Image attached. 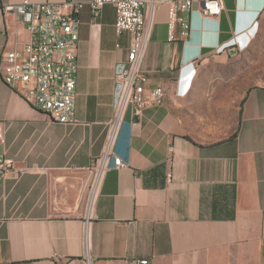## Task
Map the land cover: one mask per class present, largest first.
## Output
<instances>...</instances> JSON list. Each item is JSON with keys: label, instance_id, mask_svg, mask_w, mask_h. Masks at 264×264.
<instances>
[{"label": "crops", "instance_id": "1", "mask_svg": "<svg viewBox=\"0 0 264 264\" xmlns=\"http://www.w3.org/2000/svg\"><path fill=\"white\" fill-rule=\"evenodd\" d=\"M21 1L0 0V264H264V85H246L264 0H224L218 18L196 7L185 43L169 41V5L154 12L143 70L165 103L128 108L114 144L125 167L111 162L92 208L91 167L116 117L130 36L116 33L113 5L94 18L91 0H74L85 3L78 122L60 124L1 77L3 56L31 40L2 10Z\"/></svg>", "mask_w": 264, "mask_h": 264}, {"label": "built area", "instance_id": "2", "mask_svg": "<svg viewBox=\"0 0 264 264\" xmlns=\"http://www.w3.org/2000/svg\"><path fill=\"white\" fill-rule=\"evenodd\" d=\"M116 9L115 29L119 36H130L128 65L116 80L122 86L115 120L111 126L103 155L91 171L94 174L88 196L92 208L111 162L118 168L125 167L115 156L114 144L128 108L140 116L147 108L165 103L166 91L148 87V77L143 62L151 39L154 12L162 5H169V41L188 42L191 35L190 15L196 10L204 18H218L224 9V0H91L88 5L94 18L101 16L105 5ZM85 3L66 0L62 4H35L22 0L19 4L4 5L6 13L17 14L28 25L31 40L23 51L6 53L2 58L1 77L11 86H19L25 99L37 110L53 116L60 124H76V84L78 70L79 22L77 16ZM150 14L145 16L144 9ZM146 88V100L137 101V89ZM155 94H162V102H155ZM5 162L0 158V172ZM86 264H92L87 256ZM127 264H145L140 259H130Z\"/></svg>", "mask_w": 264, "mask_h": 264}, {"label": "rangeland", "instance_id": "3", "mask_svg": "<svg viewBox=\"0 0 264 264\" xmlns=\"http://www.w3.org/2000/svg\"><path fill=\"white\" fill-rule=\"evenodd\" d=\"M258 50L261 52V56L256 58H246L247 73H246V85H264V26L262 27L261 38L258 45ZM251 61V62H249Z\"/></svg>", "mask_w": 264, "mask_h": 264}, {"label": "bare ground", "instance_id": "4", "mask_svg": "<svg viewBox=\"0 0 264 264\" xmlns=\"http://www.w3.org/2000/svg\"><path fill=\"white\" fill-rule=\"evenodd\" d=\"M159 90L165 91L163 88H159ZM145 100H146V89L138 88L137 101H145ZM155 102H162V94H155Z\"/></svg>", "mask_w": 264, "mask_h": 264}]
</instances>
